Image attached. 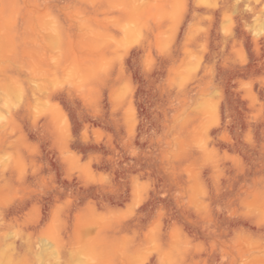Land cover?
<instances>
[{"label":"rangeland","instance_id":"obj_1","mask_svg":"<svg viewBox=\"0 0 264 264\" xmlns=\"http://www.w3.org/2000/svg\"><path fill=\"white\" fill-rule=\"evenodd\" d=\"M0 264H264V0H0Z\"/></svg>","mask_w":264,"mask_h":264}]
</instances>
